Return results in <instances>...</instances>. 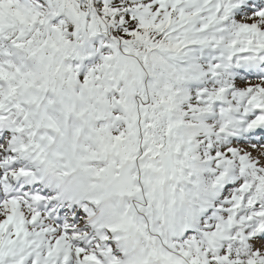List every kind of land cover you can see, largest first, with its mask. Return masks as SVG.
<instances>
[{"label": "snow or ice", "instance_id": "1", "mask_svg": "<svg viewBox=\"0 0 264 264\" xmlns=\"http://www.w3.org/2000/svg\"><path fill=\"white\" fill-rule=\"evenodd\" d=\"M0 264H264V0H0Z\"/></svg>", "mask_w": 264, "mask_h": 264}]
</instances>
